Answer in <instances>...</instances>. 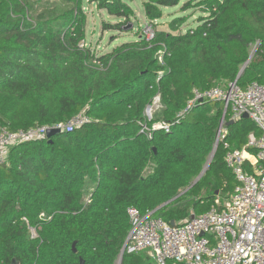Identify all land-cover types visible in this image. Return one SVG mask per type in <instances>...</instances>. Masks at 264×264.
<instances>
[{"label":"trees","instance_id":"16d2710c","mask_svg":"<svg viewBox=\"0 0 264 264\" xmlns=\"http://www.w3.org/2000/svg\"><path fill=\"white\" fill-rule=\"evenodd\" d=\"M131 1L0 0V128L88 117L50 139L10 146L0 165V264H117L127 208L173 225L233 193L224 156L246 147L258 128L226 115V135L210 159L222 103L205 99L181 112L194 89L236 79L252 48L237 84H264V0H187L181 10L196 4L202 15L185 30L186 19L175 16L149 40L100 54L79 46L85 3L122 20L104 22L103 30H121L134 15ZM180 1L141 6L154 22ZM157 95L161 108L148 120L145 109ZM159 120L169 123L167 132L151 129ZM120 264L155 263L145 252L123 251Z\"/></svg>","mask_w":264,"mask_h":264},{"label":"built area","instance_id":"2783aa9c","mask_svg":"<svg viewBox=\"0 0 264 264\" xmlns=\"http://www.w3.org/2000/svg\"><path fill=\"white\" fill-rule=\"evenodd\" d=\"M150 26L146 27L147 40L155 33ZM79 46H86V42ZM164 53L161 51L157 56L160 64ZM205 99L222 103L216 143L226 135V115L229 121H236L246 113L259 130L258 136L253 132L248 134L246 147L229 149L224 156L236 181L233 193L223 201L217 197L207 212L173 225L154 217L151 211L142 215L134 207L127 208L130 228L121 253L145 252L155 264H166L167 260H172L173 264H264V84L253 81L240 87L234 79L203 91L194 89L181 113ZM153 101L152 105L159 108L158 95ZM152 116L149 115L148 120ZM86 122L88 117L80 112L66 122L52 125H34L14 132L0 128V165L6 164L10 146L46 138L49 128L71 131ZM169 127V123L162 120L151 124V129L165 132ZM143 130L147 131L148 127L143 125ZM248 146L254 147L256 152H250Z\"/></svg>","mask_w":264,"mask_h":264},{"label":"rangeland","instance_id":"374dc122","mask_svg":"<svg viewBox=\"0 0 264 264\" xmlns=\"http://www.w3.org/2000/svg\"><path fill=\"white\" fill-rule=\"evenodd\" d=\"M187 0H181L180 3L173 7L163 8L162 17L159 20L150 22L143 14V9L141 6L142 0H132L130 3L133 8L134 15L132 16L130 22L126 25H123L121 30H103L102 24L104 22L115 24L119 21L115 16L108 15L105 11L98 10L95 7V4L85 3L84 11L86 14V23H85V35H86V45L90 47L97 53H106L110 51L114 46L126 42L133 41L140 36H146L145 32L146 27L156 30H167L168 22L175 16H182L186 21L183 24V30L188 27L195 25L196 19L198 16L202 15L199 11V7L196 4H191L186 10H181V6ZM129 24H131L130 27ZM253 54V48L250 51V56ZM154 103L151 102L147 107ZM160 105V102H157ZM145 109V116L148 119L149 115H155L158 113L161 107H156L155 105L147 110ZM158 108V109H157ZM151 117V119L153 118Z\"/></svg>","mask_w":264,"mask_h":264},{"label":"water","instance_id":"95a60500","mask_svg":"<svg viewBox=\"0 0 264 264\" xmlns=\"http://www.w3.org/2000/svg\"><path fill=\"white\" fill-rule=\"evenodd\" d=\"M131 26V24H129V26L128 27H130ZM251 57V56H250ZM250 57L248 58V60L246 61V63L249 61V59H250ZM246 63L244 64V66L246 65ZM244 66L242 67V69L240 70V72H239V74L237 75V77H236V79H238V77L240 76V74L242 73V71H243V69H244ZM243 118H248V115L246 114V113H244L243 114V116H242ZM57 133H60V130L58 129V128H49V129H47V131H46V138L47 139H50L51 138V136H53V135H55V134H57ZM216 146H217V143L215 142L214 143V146H213V151H212V153H211V156H210V159L212 158V156H213V154H214V151H215V149H216ZM210 159H209V161H210ZM208 161V162H209ZM208 165V164H207ZM207 165H206V167H205V169L207 168ZM204 169V170H205ZM203 173V172H202ZM201 173V174H202ZM201 174L195 179V181H197V179L201 176ZM194 181V182H195ZM194 215L192 214L190 217L192 218ZM121 254L122 253H120V256H119V259H118V263L117 264H120V261H121ZM80 264H83V261L82 260H80Z\"/></svg>","mask_w":264,"mask_h":264}]
</instances>
